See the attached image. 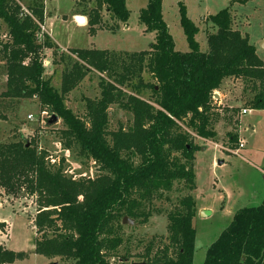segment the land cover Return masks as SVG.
<instances>
[{
	"label": "trees",
	"instance_id": "obj_1",
	"mask_svg": "<svg viewBox=\"0 0 264 264\" xmlns=\"http://www.w3.org/2000/svg\"><path fill=\"white\" fill-rule=\"evenodd\" d=\"M162 1L149 0L140 15L146 30L156 34L149 50L70 48V54L61 55L64 73L59 90L46 76L45 50L54 47V41L48 32L40 33L45 1L35 0V5L27 7L20 0H0V19L7 29L5 40L0 41L7 76L0 119L11 99H37L42 110L61 118L64 149L95 162L100 170L96 176L69 175L67 158L55 159L49 148H40L38 138L0 143V187L12 195L36 198L37 254L73 264H114L112 259L123 243L125 216L149 218L146 205L171 191L178 181L195 189L199 149L195 136L213 139L217 135L220 113L214 97L225 80H243L244 89L251 92L244 108L264 109V61L248 35L233 28L230 8L209 15L216 31L207 34L209 49L203 51L196 37L199 28L186 4L179 1L180 24L189 46L182 52L176 50L164 20ZM91 2L93 6L82 13L91 31L102 23L103 10L118 21L129 19L126 0ZM23 7L30 13H24ZM92 71L100 73L101 92L97 98H86L83 118L65 101ZM145 71L154 81L145 79ZM113 104L132 114L127 128L109 130ZM230 135L237 142V134ZM196 202L193 195H185L168 212V242L161 240L158 247L151 242L144 262L193 264ZM27 255L0 244V264ZM202 264H264V200L235 213L208 246Z\"/></svg>",
	"mask_w": 264,
	"mask_h": 264
},
{
	"label": "rangeland",
	"instance_id": "obj_2",
	"mask_svg": "<svg viewBox=\"0 0 264 264\" xmlns=\"http://www.w3.org/2000/svg\"><path fill=\"white\" fill-rule=\"evenodd\" d=\"M29 7L35 0H20ZM47 21L45 30L51 32L54 47L46 49V76L60 90L64 65L60 63L62 54H70V48L111 49L117 52H137L149 50L155 41V32L147 31L141 23L140 15L147 8L149 0H126L130 16L127 22L113 19L106 10L102 12V23L97 30L91 31L89 25L79 23L74 14H82L93 6L92 0H44ZM179 1H183L189 17L199 28L196 35L201 49H209L207 34L215 32L216 27L208 20L209 15L221 9L230 8L233 28L248 35L250 43L255 45L258 55L264 61V0H163L162 12L169 31L175 40L176 50L188 51L189 46L180 24ZM87 17V16H86ZM88 20V17H87ZM6 25L0 19V38L5 39ZM49 33V32H48ZM50 35V34H49ZM56 60V61H55ZM51 61V62H50ZM6 63L0 58V96L6 90ZM146 80L154 81L148 71ZM100 73L90 72L85 79L66 96V105L83 118L86 114V98L100 96ZM241 79L228 78L222 89L215 93V109L219 114L215 123L217 135L213 139L195 136L199 149L195 153L196 187L191 190L184 182H176L171 191L146 205L149 218L141 216L133 223H123L122 245L113 257L114 264H132L143 262L145 248L154 242H168L167 214L174 209L185 195L195 197L196 214L193 225L196 229L193 264H202L208 246L218 238L235 213L248 206L260 205L264 200V109H249L245 114V102L251 98V92L244 89ZM9 102L10 99H6ZM6 115L0 119V143L19 139L38 138L40 148H49L55 159L67 158L68 174L96 176L99 165L79 157L76 151L64 149L61 130L64 128L61 118L50 124V111L43 113L35 98L11 99ZM32 114L33 119L28 116ZM109 130L128 127L132 114L119 104L109 109ZM237 134L233 142L230 134ZM62 143H61V141ZM244 142L243 147H239ZM219 161H223L219 164ZM12 195L0 187V244L16 252L25 251L28 255L10 264H73L61 258L50 259L35 252V238L40 236L34 225L37 213L35 197ZM206 210L207 215L201 211ZM5 219V220H4ZM3 220V221H2ZM124 256V257H123ZM126 256V257H125ZM124 258V259H123Z\"/></svg>",
	"mask_w": 264,
	"mask_h": 264
},
{
	"label": "water",
	"instance_id": "obj_3",
	"mask_svg": "<svg viewBox=\"0 0 264 264\" xmlns=\"http://www.w3.org/2000/svg\"><path fill=\"white\" fill-rule=\"evenodd\" d=\"M75 18H76V20L79 23H84V22L87 21L86 16L83 15V14H79V15L77 14V15H75ZM58 121H59V117L56 114H53L50 117V119H48L49 125L50 124L57 123ZM222 163H223V161H219V164H222ZM24 195H26V194H24ZM201 213H202L203 216L204 215H207V211L206 210H202ZM123 223H130V224H132L133 223V219L129 218L128 216H125L123 218ZM52 264H58V263L57 262H53ZM132 264H149V263L143 261V262H133Z\"/></svg>",
	"mask_w": 264,
	"mask_h": 264
},
{
	"label": "built area",
	"instance_id": "obj_4",
	"mask_svg": "<svg viewBox=\"0 0 264 264\" xmlns=\"http://www.w3.org/2000/svg\"><path fill=\"white\" fill-rule=\"evenodd\" d=\"M23 12L24 13H30V10L27 8V7H23ZM44 32H46V30H45V24H43L42 25V29H41V36L43 35V33ZM7 36V35H6ZM6 36H5V38H6ZM1 37V36H0ZM2 39L0 38V41H1ZM5 40V39H4ZM249 111V109H246V108H244L243 109V113H247ZM43 113L45 114V113H47V111H43ZM30 119H33V115L32 114H30L29 116H28ZM244 146V142H240V144H239V147H243Z\"/></svg>",
	"mask_w": 264,
	"mask_h": 264
},
{
	"label": "crops",
	"instance_id": "obj_5",
	"mask_svg": "<svg viewBox=\"0 0 264 264\" xmlns=\"http://www.w3.org/2000/svg\"><path fill=\"white\" fill-rule=\"evenodd\" d=\"M46 4V3H45ZM45 15H46V6H45ZM74 15H76V14H74ZM86 19H87V17H86ZM46 21H47V16L45 17V23L44 24H46ZM88 21V20H87ZM84 24V23H83ZM85 24H86V22H85ZM48 32H49V34L52 36V34H51V32L48 30ZM52 40L54 41V43H56L55 42V40H54V38L52 37ZM57 44V43H56ZM51 62V61H50ZM5 220V219H4ZM3 221V220H2Z\"/></svg>",
	"mask_w": 264,
	"mask_h": 264
},
{
	"label": "bare ground",
	"instance_id": "obj_6",
	"mask_svg": "<svg viewBox=\"0 0 264 264\" xmlns=\"http://www.w3.org/2000/svg\"><path fill=\"white\" fill-rule=\"evenodd\" d=\"M85 23V22H84Z\"/></svg>",
	"mask_w": 264,
	"mask_h": 264
}]
</instances>
